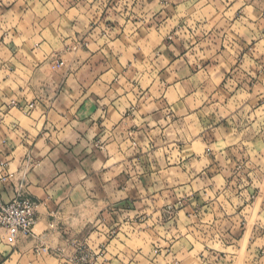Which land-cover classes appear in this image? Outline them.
I'll list each match as a JSON object with an SVG mask.
<instances>
[{
    "label": "crops",
    "instance_id": "obj_1",
    "mask_svg": "<svg viewBox=\"0 0 264 264\" xmlns=\"http://www.w3.org/2000/svg\"><path fill=\"white\" fill-rule=\"evenodd\" d=\"M18 190L34 235L0 229V264H264V0H0Z\"/></svg>",
    "mask_w": 264,
    "mask_h": 264
},
{
    "label": "built area",
    "instance_id": "obj_2",
    "mask_svg": "<svg viewBox=\"0 0 264 264\" xmlns=\"http://www.w3.org/2000/svg\"><path fill=\"white\" fill-rule=\"evenodd\" d=\"M36 215V202L26 191H16L15 197L8 202L0 200V229H4L9 245H14L20 236L34 235ZM102 255V250L91 251L86 244L77 243L69 261L72 264H95Z\"/></svg>",
    "mask_w": 264,
    "mask_h": 264
}]
</instances>
